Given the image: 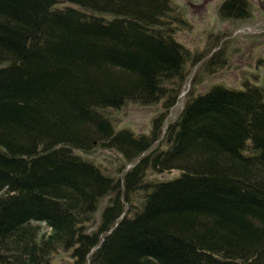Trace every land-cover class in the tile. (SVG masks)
<instances>
[{
	"label": "trees",
	"instance_id": "trees-1",
	"mask_svg": "<svg viewBox=\"0 0 264 264\" xmlns=\"http://www.w3.org/2000/svg\"><path fill=\"white\" fill-rule=\"evenodd\" d=\"M179 23L171 0H0V264H264V85L192 88L164 130L204 57ZM127 102L162 105L148 133Z\"/></svg>",
	"mask_w": 264,
	"mask_h": 264
},
{
	"label": "rangeland",
	"instance_id": "rangeland-1",
	"mask_svg": "<svg viewBox=\"0 0 264 264\" xmlns=\"http://www.w3.org/2000/svg\"><path fill=\"white\" fill-rule=\"evenodd\" d=\"M171 1L185 19V23H179L176 38L192 52L203 54L204 57L195 65L189 62V75L181 88L177 103L167 113L164 130L179 117L187 93L192 88L198 93L205 92L217 84L244 88V82L250 81L264 85V0H248L250 15L238 18L222 16L220 8L225 0ZM220 50H223V62L217 63L207 71L205 63ZM161 112V104L142 105L127 102L117 116L121 126L130 127L139 133H148L153 119ZM83 155L102 164L116 177L122 176L136 162L127 163L116 151L99 147ZM177 174V171H172L154 174L153 177L170 179ZM69 257L70 253L61 252L54 261L58 263L68 260Z\"/></svg>",
	"mask_w": 264,
	"mask_h": 264
}]
</instances>
